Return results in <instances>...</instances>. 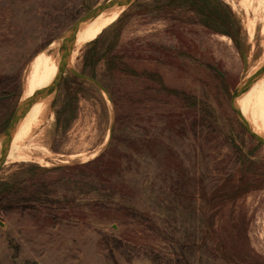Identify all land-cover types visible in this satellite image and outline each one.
<instances>
[{
  "label": "rangeland",
  "instance_id": "rangeland-1",
  "mask_svg": "<svg viewBox=\"0 0 264 264\" xmlns=\"http://www.w3.org/2000/svg\"><path fill=\"white\" fill-rule=\"evenodd\" d=\"M107 1L0 0V142L24 103L30 65L54 54L46 92L62 38ZM205 2L228 19L235 40L219 23L204 25L193 5L140 0L74 57L72 47L35 131L48 152L6 159L0 172V190L16 185L39 199L0 209V264H264V187L237 195L236 155L264 173V146L231 109L264 60V0ZM113 56L124 58L127 74L107 71ZM68 95L75 114L58 128ZM239 96L264 136V98L254 83ZM262 182L250 176L245 187Z\"/></svg>",
  "mask_w": 264,
  "mask_h": 264
},
{
  "label": "bare ground",
  "instance_id": "bare-ground-1",
  "mask_svg": "<svg viewBox=\"0 0 264 264\" xmlns=\"http://www.w3.org/2000/svg\"><path fill=\"white\" fill-rule=\"evenodd\" d=\"M252 6H254V4ZM124 9L125 8L123 7H118L116 9L104 12L98 15L94 20L79 28L76 32L74 41V46L78 47L75 48L72 52V57L76 55L78 48H80L79 46H82L83 44L94 40L107 27L116 23L123 13ZM51 48H57V44H53ZM53 56L54 54L48 51L42 52L38 59V63L37 61H34L28 68L23 98L24 102L36 99L41 94L45 93L46 80ZM263 64L264 60L251 70L250 76L256 74V72L263 66ZM58 70L59 67L56 70V75H58ZM254 86L260 96L264 98V89L262 88L264 86V74H262L258 79L254 81ZM240 98L241 96H239L237 100L238 107ZM48 101L49 98L37 100L30 108V110L26 113V115L20 120L16 127H19V132L17 133L15 128L14 136L10 144L6 159H13V162H20L23 160L28 161L30 159H33L34 155L48 152V150L42 144L43 138L41 139L40 136L38 134L36 135L35 133V131L43 124L48 107L45 104H48ZM36 160L42 162V159L39 157Z\"/></svg>",
  "mask_w": 264,
  "mask_h": 264
},
{
  "label": "trees",
  "instance_id": "trees-1",
  "mask_svg": "<svg viewBox=\"0 0 264 264\" xmlns=\"http://www.w3.org/2000/svg\"><path fill=\"white\" fill-rule=\"evenodd\" d=\"M170 5L174 6L176 9L180 8L183 5H193L197 9V13L205 18L204 25L211 27L212 23H219L223 25L224 32L227 35H229L232 39L235 40V36L230 32L229 29V22L227 20H222L216 10L211 9V7L203 1L198 0H170ZM225 12L227 13V16H231V12L228 8V6L223 5ZM100 60H96L95 56H93V64L96 65ZM107 71L112 73H120V74H127L128 73V67L124 62V58L120 56H113L110 57L107 62ZM167 94H170L166 89H163ZM108 91V90H107ZM109 93V92H108ZM13 96H10L8 99H12ZM110 97L112 98V94L110 92ZM186 102L189 103L191 100L186 97ZM3 101V100H2ZM76 99L72 95H68L66 101L60 108V110L57 112V125L58 128L60 127L61 123L68 124L70 119L73 118L75 114V105H76ZM236 155H237V161L241 170V187L240 192L237 195L244 194L246 191L250 190H257L261 187H264V182L261 184H253L250 188H246L245 185H247L248 178L250 176H254L256 178H262L264 176V173L261 171V168L257 166V162L251 160L249 157L245 156L239 149H236ZM91 164V163H89ZM88 164V165H89ZM41 188H44V190L47 188L45 184L40 185ZM247 189V190H246ZM43 190V191H44ZM27 189H20L16 185H6L0 190V209H8L13 208L17 205L23 204L27 201L32 200H39L35 195L31 198H28L27 196Z\"/></svg>",
  "mask_w": 264,
  "mask_h": 264
},
{
  "label": "water",
  "instance_id": "water-1",
  "mask_svg": "<svg viewBox=\"0 0 264 264\" xmlns=\"http://www.w3.org/2000/svg\"><path fill=\"white\" fill-rule=\"evenodd\" d=\"M140 0H109L104 4L98 5L94 7L92 10H90L88 13H86L83 17H81L65 34V36L61 40V46H60V61H59V70L58 75L55 80V82L50 86V88L43 94H41L39 97L33 100L26 101L22 103L17 110L15 111L8 127L3 132L1 142H0V172L3 168L7 153L10 147V144L12 142L15 128L17 127L20 120L26 115V113L30 110V108L34 105V103L37 100L45 99V98H51L52 95L57 91L58 85L67 69L68 66V60L72 51V47L74 46L75 41V35L79 28H81L83 25L87 24L88 22L94 20L98 15L116 9L118 7L123 8H129L133 6L135 3L139 2ZM245 59V65H246V57ZM72 74L82 80L90 81L94 84H96L102 91L105 92V88L96 82L95 80L88 78L82 74H79L75 70H71ZM262 74H264V64L263 66L254 74L253 76H250L248 80L243 83L240 87H238L235 91V93L232 96L231 101V109L237 116L239 122L243 126V128L261 145L264 146V136L260 133H257L254 131L249 124L248 120L244 117V115L241 113L238 105L237 100L241 93L247 91L250 89L256 79H258ZM1 100V99H0Z\"/></svg>",
  "mask_w": 264,
  "mask_h": 264
}]
</instances>
